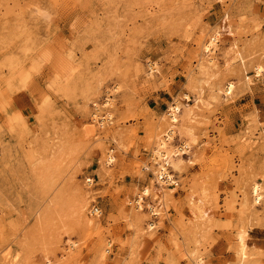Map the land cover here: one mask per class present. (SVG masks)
Here are the masks:
<instances>
[{"label":"rangeland","instance_id":"obj_1","mask_svg":"<svg viewBox=\"0 0 264 264\" xmlns=\"http://www.w3.org/2000/svg\"><path fill=\"white\" fill-rule=\"evenodd\" d=\"M196 88L211 106L161 186L157 137ZM198 261L264 264V0H0V264Z\"/></svg>","mask_w":264,"mask_h":264},{"label":"bare ground","instance_id":"obj_2","mask_svg":"<svg viewBox=\"0 0 264 264\" xmlns=\"http://www.w3.org/2000/svg\"><path fill=\"white\" fill-rule=\"evenodd\" d=\"M228 33H229V31H228ZM219 38H220V36H219L218 33L212 34L210 36L209 41L203 46V52L205 53V56L211 57V56H213L215 54V52L217 51ZM235 55H236L235 60H237L239 62L240 61L241 62L244 61V59L240 56L239 53H235ZM204 58H202V59H204ZM211 59H213V58H211ZM204 62H205V60L203 62H201L200 66H199L200 70H201L200 72H201V75H202L201 77H203V78L197 84H202V83L205 84V83H207V81H205V77L207 76L208 68L206 67V65H204L206 63V62L205 63ZM209 62H210V64L214 63L213 60L210 61V59H209ZM156 71H157V68H156L155 64H151V71H150L151 73L148 74L149 78L154 77ZM262 72H263V69L258 67L257 70H256V75H257L258 78L261 77V74H263ZM246 78H247V75H246ZM251 80H252V78H251ZM247 82H248L247 84L249 86V87L247 86L248 89L250 88L252 90L253 87H254L252 81H250L249 78H248ZM202 88H203V86H202ZM202 88H198V89L196 88L197 91H198V94H197V96L195 95V98H194L195 99V103L191 107L190 106H184L182 104H179L176 101H175L176 103H174V104L172 103V105H169V109H168V114H169L168 115V127L166 126L167 128H165L166 130H164L163 135L161 134V136L159 135L157 137L156 144H155V149H154L153 154H152V158H153L152 161L154 163H162V165L160 167H158L159 169H157V172L156 173L154 172L155 178H156L155 181L158 182L161 186L168 184V185H171V186L174 187L177 184L174 181L173 177L168 173V170L166 169V165H172V167L176 169L179 165H177L175 162H173L174 160H172V158L175 157V156L178 157V156H184L185 154H188V152L190 150V142H193V143L196 142V140H195L196 138L194 137V134H193L194 132H193V130H192V128L190 126L193 125V123H195L197 121L198 111L202 110L203 109L202 107L206 108V107L211 106V104L209 102H206V101L203 100L204 90ZM235 89L236 88H235L234 84H228L227 85V88L224 91V93L226 95V99L228 97L234 95ZM193 90H195V88ZM193 93H195V91ZM186 100H187V103L193 101V99L191 98V95H189V94L185 95V101ZM111 103H112V100H108L105 103V107H110ZM111 117H112L111 114H109L107 116L108 119L111 118ZM107 118H103V119L106 121ZM178 129L180 131L179 134L184 135L185 137H188L187 139H189L190 142H186L185 141V142L182 143L180 148L169 150V146L176 139V136L178 134L177 133ZM170 148H172V147H170ZM179 162L181 164V161H179ZM113 163H114V157L110 153L107 156L106 164L107 165H112ZM152 172H153V170H152ZM88 183L92 184L93 180L89 179ZM173 187H172V189H173ZM261 189L262 188H261V186L259 184H254L252 186V193H253V196L255 198L254 201H255L256 204H260L261 201L263 200ZM252 193H250V195ZM149 196H151V189L144 187L143 190H142V195L139 196V199L137 200V205L135 204L137 206V209H139V211L142 209V202L144 200V197L147 198ZM247 201L244 204V206H248V202L249 201L248 202ZM192 204H193V206H192L193 210L191 212V217H192V220H193V223H194L197 220H199V221L202 220L204 218V215H203V211H202L200 203H195V204L192 203ZM151 210H152V213L154 214V216H158L159 215V213L156 212V210L154 208H151ZM154 226L155 225H152L151 228L154 229ZM237 239H238V247H239L238 255H239V257L241 259L246 258L247 250L250 249L251 247H254L255 243L250 241L252 239H250V236L247 235V231L246 232H241L238 235ZM241 262H242V260H241ZM197 264H201V263L199 262Z\"/></svg>","mask_w":264,"mask_h":264}]
</instances>
